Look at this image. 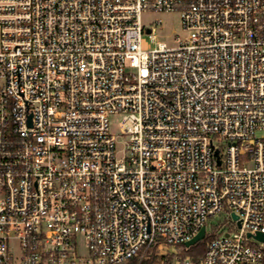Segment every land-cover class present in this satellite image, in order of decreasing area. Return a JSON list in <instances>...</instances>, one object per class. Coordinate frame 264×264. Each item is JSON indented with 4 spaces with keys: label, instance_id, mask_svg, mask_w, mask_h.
Instances as JSON below:
<instances>
[{
    "label": "built area",
    "instance_id": "2783aa9c",
    "mask_svg": "<svg viewBox=\"0 0 264 264\" xmlns=\"http://www.w3.org/2000/svg\"><path fill=\"white\" fill-rule=\"evenodd\" d=\"M146 10L185 39L143 48ZM258 231L264 0H0V264H264Z\"/></svg>",
    "mask_w": 264,
    "mask_h": 264
},
{
    "label": "rangeland",
    "instance_id": "374dc122",
    "mask_svg": "<svg viewBox=\"0 0 264 264\" xmlns=\"http://www.w3.org/2000/svg\"><path fill=\"white\" fill-rule=\"evenodd\" d=\"M158 19H160V23H157ZM140 21L145 27L150 26L153 28L152 34L154 36L152 39H150L146 33L143 35L142 47L145 49L153 47L157 42H164L167 46H174L177 44L178 40L185 39L187 35V31L182 26L180 13L178 11L146 10L141 13ZM120 120V115H111L109 119V129L115 137L116 149H121L129 143L125 134L118 133ZM120 154L121 153H119V155ZM216 229H234V226L228 223L225 212L217 213L215 216L206 220V236ZM168 250L173 252L175 251V247H170Z\"/></svg>",
    "mask_w": 264,
    "mask_h": 264
},
{
    "label": "trees",
    "instance_id": "16d2710c",
    "mask_svg": "<svg viewBox=\"0 0 264 264\" xmlns=\"http://www.w3.org/2000/svg\"><path fill=\"white\" fill-rule=\"evenodd\" d=\"M213 234H209L208 236H205L202 240H199L198 242H196L193 245H190L188 247H186L184 244H177L175 246V250H176V255L179 258H192V259H198L200 258L203 254L204 251L206 249V245L207 242L210 238H212ZM152 261L147 262L148 264H150ZM134 263V259H131L128 263L126 264H133Z\"/></svg>",
    "mask_w": 264,
    "mask_h": 264
},
{
    "label": "water",
    "instance_id": "95a60500",
    "mask_svg": "<svg viewBox=\"0 0 264 264\" xmlns=\"http://www.w3.org/2000/svg\"><path fill=\"white\" fill-rule=\"evenodd\" d=\"M215 154H217V151H215ZM232 216L235 218V214H232ZM205 234V228L204 226H202L200 228V230L198 231V233L196 235H194L191 239L187 240L184 245L186 247L195 244L196 242H198L199 240H201L204 237ZM250 235V234H249ZM254 238L259 240V241H264V233L258 231L256 232L254 235Z\"/></svg>",
    "mask_w": 264,
    "mask_h": 264
}]
</instances>
